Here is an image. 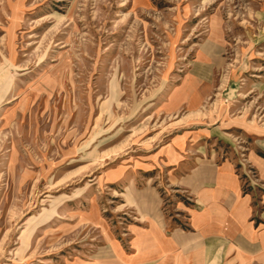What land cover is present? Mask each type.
<instances>
[{
    "label": "rangeland",
    "instance_id": "1",
    "mask_svg": "<svg viewBox=\"0 0 264 264\" xmlns=\"http://www.w3.org/2000/svg\"><path fill=\"white\" fill-rule=\"evenodd\" d=\"M192 153L264 196V0H0V264L129 249L119 178L159 185L178 220L168 171Z\"/></svg>",
    "mask_w": 264,
    "mask_h": 264
},
{
    "label": "crops",
    "instance_id": "2",
    "mask_svg": "<svg viewBox=\"0 0 264 264\" xmlns=\"http://www.w3.org/2000/svg\"><path fill=\"white\" fill-rule=\"evenodd\" d=\"M253 163L264 187V156L255 154ZM170 169V185L188 199L175 205L178 220L167 215L159 185L133 175L119 178L123 206L138 222L130 228L129 249L108 234L103 264H224L231 257H264V196L245 189L233 161L192 153Z\"/></svg>",
    "mask_w": 264,
    "mask_h": 264
}]
</instances>
